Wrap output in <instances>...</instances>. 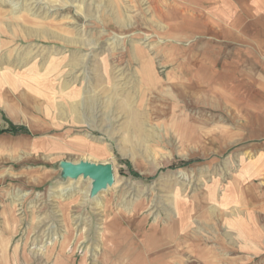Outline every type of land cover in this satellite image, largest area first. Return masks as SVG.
<instances>
[{
	"label": "rangeland",
	"instance_id": "obj_1",
	"mask_svg": "<svg viewBox=\"0 0 264 264\" xmlns=\"http://www.w3.org/2000/svg\"><path fill=\"white\" fill-rule=\"evenodd\" d=\"M259 36L264 0H0V264H264Z\"/></svg>",
	"mask_w": 264,
	"mask_h": 264
},
{
	"label": "crops",
	"instance_id": "obj_2",
	"mask_svg": "<svg viewBox=\"0 0 264 264\" xmlns=\"http://www.w3.org/2000/svg\"><path fill=\"white\" fill-rule=\"evenodd\" d=\"M236 42L243 44L242 47L246 54L245 59H247L248 61L252 60V62H248V63L246 62L244 67L242 68L243 75L248 77L254 76L253 81L249 80V83L244 84V86H246L247 88L246 91L256 90L260 93L259 99L264 100V36L243 37L242 41H236ZM247 108L250 111L247 110ZM244 109L249 112V116L254 115V113H259V114L261 113V115L263 114L264 116V107L261 104L258 106H254L252 110L251 104L245 103ZM256 109H258V111ZM246 111L244 112L245 114L248 113ZM21 116H22V110L20 106L16 108L12 106H5L4 103L3 104L0 103V125L2 123V118L6 119V121L11 122L12 124H21L22 121ZM262 196L264 197V195ZM249 206L250 208H252V210L251 209L249 210L255 212L257 215L262 214L263 216L258 215V217L264 219L263 201H258L254 205L248 204V207Z\"/></svg>",
	"mask_w": 264,
	"mask_h": 264
},
{
	"label": "water",
	"instance_id": "obj_3",
	"mask_svg": "<svg viewBox=\"0 0 264 264\" xmlns=\"http://www.w3.org/2000/svg\"><path fill=\"white\" fill-rule=\"evenodd\" d=\"M61 167L65 179L76 180L78 177H82L90 180L92 197L113 183L112 168L109 165H94L88 162L76 164L63 162Z\"/></svg>",
	"mask_w": 264,
	"mask_h": 264
},
{
	"label": "trees",
	"instance_id": "obj_4",
	"mask_svg": "<svg viewBox=\"0 0 264 264\" xmlns=\"http://www.w3.org/2000/svg\"><path fill=\"white\" fill-rule=\"evenodd\" d=\"M2 133H11V134H16V133H24V134H27V131L25 128L23 127H14V126H11L10 130L8 129H1L0 130V134Z\"/></svg>",
	"mask_w": 264,
	"mask_h": 264
},
{
	"label": "bare ground",
	"instance_id": "obj_5",
	"mask_svg": "<svg viewBox=\"0 0 264 264\" xmlns=\"http://www.w3.org/2000/svg\"><path fill=\"white\" fill-rule=\"evenodd\" d=\"M89 183H90V185H91V182H90V180H89ZM90 185H89V186H90ZM90 187H91V186H90Z\"/></svg>",
	"mask_w": 264,
	"mask_h": 264
}]
</instances>
